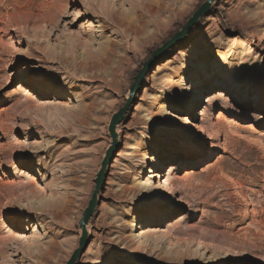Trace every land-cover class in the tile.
<instances>
[{
  "label": "rangeland",
  "instance_id": "rangeland-1",
  "mask_svg": "<svg viewBox=\"0 0 264 264\" xmlns=\"http://www.w3.org/2000/svg\"><path fill=\"white\" fill-rule=\"evenodd\" d=\"M206 1L0 0V264H67L113 116ZM126 113L78 264H264V0L214 2Z\"/></svg>",
  "mask_w": 264,
  "mask_h": 264
},
{
  "label": "water",
  "instance_id": "water-1",
  "mask_svg": "<svg viewBox=\"0 0 264 264\" xmlns=\"http://www.w3.org/2000/svg\"><path fill=\"white\" fill-rule=\"evenodd\" d=\"M220 0H207L202 6L199 7V9L192 15V17L187 21V23L182 27L181 31L177 32L161 49L156 50L151 58L143 65L142 69L139 71L137 76L135 77L134 84L132 85L131 91H130V97L132 95H135L137 92L139 86L141 85L143 79L145 78L147 72L149 71L152 64L162 56V54L170 48L172 45H174L177 42H180L184 39L187 32L194 27L200 18L205 15L208 11V7L212 5L214 2H218ZM129 102H127L128 105ZM127 105L123 109H121L117 114H115L111 120L110 126H109V132L111 134V137L113 139L114 143H117V133L116 128L117 125L121 122L123 118V112L126 110ZM111 151H108L105 158L102 162V168L100 172L97 175V179L95 181L96 187L93 191L92 199L89 202V206L84 212L83 218L80 222V228L82 230V237L79 240V247L73 252L70 260L67 262V264H78L79 260L81 259V256L83 254L84 249L87 246L86 240L88 237L87 232V226L89 224V221L92 217L90 214L96 199L98 197V190L103 186L106 178L105 170L107 165H110L111 160H108V157L110 155Z\"/></svg>",
  "mask_w": 264,
  "mask_h": 264
},
{
  "label": "bare ground",
  "instance_id": "bare-ground-1",
  "mask_svg": "<svg viewBox=\"0 0 264 264\" xmlns=\"http://www.w3.org/2000/svg\"><path fill=\"white\" fill-rule=\"evenodd\" d=\"M211 7V5L208 7V11H209V8ZM207 11V12H208ZM6 17V16H5ZM10 17V16H9ZM12 18V17H11ZM8 19H10V18H8ZM219 66V65H218ZM220 66H223L222 64L220 65ZM206 67H201L200 68V72L201 73H203L204 72V74H206L205 72H206ZM255 84H257V83H255ZM202 86V83L200 82V81H195L194 83H192L189 87H184L183 88V97H186L187 99H195V98H199L200 96H201V94H202V90H200V87ZM160 88H163L162 86H157V89H160ZM157 89H156V91H157ZM131 94V93H130ZM135 95H132L131 97H130V99L128 100V105H127V107H126V110L123 112V117H124V115H125V113H126V111H127V109H128V106L132 103V100H133V97H134ZM137 96V95H136ZM136 98V97H135ZM136 100V99H135ZM190 100H189V102H190ZM181 102L184 104L185 103V101L182 99L181 100ZM188 102V103H189ZM194 107V105L192 106V108ZM191 109H189V111H190ZM188 111V112H189ZM181 114H184L183 112H180L179 113V115H181ZM166 115L168 116V118L170 117L171 118V120H173V121H182V122H184V123H186L187 124V126H186V128H184V130L185 131H187V132H189V135L187 136V137H191V138H194L195 139V136H196V134H192V132H194L195 130H196V127H194L193 125H192V123H189V121H187L186 119H184V120H181L180 118H178V115H174V114H169V112H166ZM128 116H129V114H128V112L126 113V115H125V118H128ZM124 118V119H125ZM152 118V117H151ZM123 119V118H122ZM121 126H123V125H121ZM120 128V127H119ZM121 128H127L126 126H123V127H121ZM202 129V128H201ZM120 135V131H118V133H117V135ZM118 137V136H117ZM118 140V139H117ZM117 146V143H115V146L114 147H112L109 151H111L110 152V155H109V157H108V160L110 161L111 160V157H112V155H113V153H115V147ZM106 154H107V152H106ZM147 160H149V162L150 163H152V165H154L156 168H158V162H157V160L156 159H154V157H152V158H150V159H147ZM108 167H109V165H107V167H106V170H105V174L107 173V170H108ZM154 167V168H155ZM148 170V169H147ZM156 172H157V169H154L153 170V168L152 169H150V170H148V173H150V174H153V176H150L149 178L151 179V178H155V176H156ZM158 175V174H157ZM104 185V184H103ZM142 188H146L148 191H149V189H151V187H154V189H152V191H151V194H150V196H149V204L150 205H158V206H164V202L167 200L166 198L168 197L167 195H168V191L164 188V187H161L160 185L158 186H155L154 184H152V182H150V186H147V185H144V184H142V183H140L139 184ZM102 187L103 186H101V188L98 190V197H97V199H96V202H95V204H94V206H93V208H92V210H91V212H90V214L93 216V214H95V209H97V205H99V202H101L100 200H99V196L100 197H104L103 195H102V193H100L101 192V190H102ZM110 193V192H109ZM100 194V195H99ZM166 199V200H165ZM137 200L135 199V201L134 202H136ZM136 204V203H135ZM132 211H134V209H132ZM92 218V217H91ZM91 220V219H90ZM129 229H130V231L132 232V235L134 236V237H136V238H141L142 240L143 239H145V238H147V234L144 232V231H141L140 233H135V232H137V230L138 229H140L141 228V222L139 221V220H133L132 222H130L129 223Z\"/></svg>",
  "mask_w": 264,
  "mask_h": 264
}]
</instances>
